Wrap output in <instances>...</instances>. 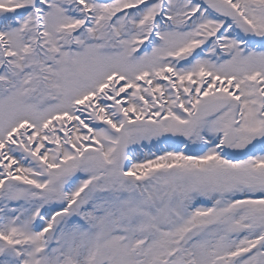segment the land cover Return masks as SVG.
I'll return each instance as SVG.
<instances>
[{"label": "snow or ice", "instance_id": "snow-or-ice-1", "mask_svg": "<svg viewBox=\"0 0 264 264\" xmlns=\"http://www.w3.org/2000/svg\"><path fill=\"white\" fill-rule=\"evenodd\" d=\"M0 264H264V0H0Z\"/></svg>", "mask_w": 264, "mask_h": 264}]
</instances>
